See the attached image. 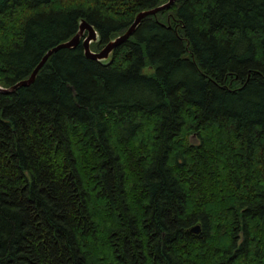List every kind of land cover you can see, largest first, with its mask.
I'll return each instance as SVG.
<instances>
[{"label": "trees", "instance_id": "16d2710c", "mask_svg": "<svg viewBox=\"0 0 264 264\" xmlns=\"http://www.w3.org/2000/svg\"><path fill=\"white\" fill-rule=\"evenodd\" d=\"M167 1L0 0V85ZM0 264H264V0H176L0 91Z\"/></svg>", "mask_w": 264, "mask_h": 264}, {"label": "water", "instance_id": "95a60500", "mask_svg": "<svg viewBox=\"0 0 264 264\" xmlns=\"http://www.w3.org/2000/svg\"><path fill=\"white\" fill-rule=\"evenodd\" d=\"M175 1L176 0H168L166 3H163L156 7L140 11L135 17L133 23L129 26V28L124 33L111 39L99 51H95L91 47V44L93 42H97L100 38L98 31L92 24L88 23L86 20H82L80 23L78 32L70 39L60 42L59 44L48 49L47 52L42 57V59L40 60V62H38V64L35 66L34 70L32 71L29 77H26V78H23L17 81L15 84L11 85L10 87H4L0 85V91L6 92V93H12V92H15L19 87L31 85L36 80V77L40 69L44 66V64L47 62V60L52 54H54L55 52L63 48H75L76 46L80 44V42H82L85 54L88 58L98 60V61L107 60L116 47L123 44L126 40H128L135 33L137 27L140 25V23L145 17L149 15H155L159 11H162V10H165L171 7L175 3ZM191 232L199 233L200 226L195 225L194 227L191 228Z\"/></svg>", "mask_w": 264, "mask_h": 264}, {"label": "rangeland", "instance_id": "374dc122", "mask_svg": "<svg viewBox=\"0 0 264 264\" xmlns=\"http://www.w3.org/2000/svg\"><path fill=\"white\" fill-rule=\"evenodd\" d=\"M145 72H147V73H151V72H152V69H150V68H149V69L146 68V69H145ZM193 227H194V226H193Z\"/></svg>", "mask_w": 264, "mask_h": 264}]
</instances>
